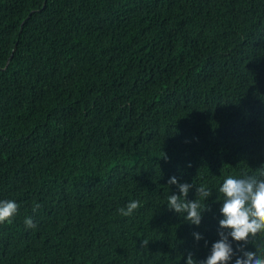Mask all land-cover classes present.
Masks as SVG:
<instances>
[{
	"label": "trees",
	"instance_id": "obj_1",
	"mask_svg": "<svg viewBox=\"0 0 264 264\" xmlns=\"http://www.w3.org/2000/svg\"><path fill=\"white\" fill-rule=\"evenodd\" d=\"M262 161L264 0H0V264L203 258L169 176L211 190L210 245L223 176Z\"/></svg>",
	"mask_w": 264,
	"mask_h": 264
},
{
	"label": "clouds",
	"instance_id": "obj_2",
	"mask_svg": "<svg viewBox=\"0 0 264 264\" xmlns=\"http://www.w3.org/2000/svg\"><path fill=\"white\" fill-rule=\"evenodd\" d=\"M165 184L175 185L177 191H169L163 205L194 226L191 236L196 242L203 240L207 248L203 258H197L191 251L183 254V264H264V245L248 246V241L258 232L264 233V161L254 172L223 176L216 189L222 195L213 200L218 203V209L215 214L216 239L210 245L197 229L203 214L210 210V205L202 201H208L211 190L203 183L194 185L192 181H178L175 175L169 176ZM190 189L194 190L195 198H187ZM138 206V200L130 199L118 211L129 216ZM18 207L14 199H0V223L10 222ZM38 207L35 205L33 211ZM24 224L27 228L35 226L31 216L24 218Z\"/></svg>",
	"mask_w": 264,
	"mask_h": 264
}]
</instances>
